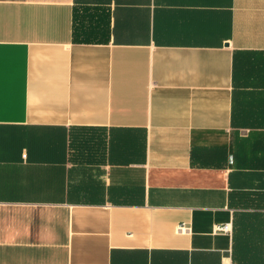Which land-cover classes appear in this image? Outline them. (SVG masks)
<instances>
[{
    "label": "crops",
    "instance_id": "0c3cea01",
    "mask_svg": "<svg viewBox=\"0 0 264 264\" xmlns=\"http://www.w3.org/2000/svg\"><path fill=\"white\" fill-rule=\"evenodd\" d=\"M0 264H264V0H0Z\"/></svg>",
    "mask_w": 264,
    "mask_h": 264
},
{
    "label": "built area",
    "instance_id": "2783aa9c",
    "mask_svg": "<svg viewBox=\"0 0 264 264\" xmlns=\"http://www.w3.org/2000/svg\"><path fill=\"white\" fill-rule=\"evenodd\" d=\"M216 229H217V231H224L225 227L224 228L223 227H217ZM176 230H177V232H182V230H184V228L182 225H178Z\"/></svg>",
    "mask_w": 264,
    "mask_h": 264
}]
</instances>
